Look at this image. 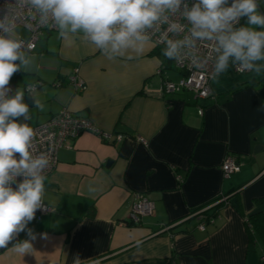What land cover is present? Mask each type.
Returning <instances> with one entry per match:
<instances>
[{"label":"crops","instance_id":"0c3cea01","mask_svg":"<svg viewBox=\"0 0 264 264\" xmlns=\"http://www.w3.org/2000/svg\"><path fill=\"white\" fill-rule=\"evenodd\" d=\"M154 50L149 42L133 60H109L82 33L68 43L54 30L26 52L31 63L13 74L8 96L25 92L29 126L68 108L122 140L85 131L58 151L43 196L51 211L27 225L37 235L32 248L21 255L10 244L0 249V264H73L77 256L82 264H264V242H251L245 223L264 199V71L240 73L230 64L212 79L207 98L162 91V77L180 74ZM75 68L82 91L69 83ZM227 155L240 163L230 178L221 168ZM136 193L154 202L138 223L130 220ZM220 202L206 221L204 212ZM25 239L21 232L13 243Z\"/></svg>","mask_w":264,"mask_h":264},{"label":"clouds","instance_id":"9594fccd","mask_svg":"<svg viewBox=\"0 0 264 264\" xmlns=\"http://www.w3.org/2000/svg\"><path fill=\"white\" fill-rule=\"evenodd\" d=\"M17 4L26 6L39 24L55 27L68 43L82 33L109 60L137 58L152 33L160 32L165 58L178 63L188 59L198 69L212 62V78L226 72L230 64L239 71H264V63H258L264 61V12L258 10V0H194L191 6L188 0H17ZM241 18H246V24L237 26ZM164 25L167 28L161 32ZM15 27L9 13L0 18V249L12 244L15 252L24 255L37 238L27 225L37 210H46L44 172L49 158L30 151L36 133L27 123L32 116L25 92L19 88L8 96L13 74L31 63ZM185 29L182 38H169V33L177 36ZM201 42H211L209 55L199 54ZM33 105L44 108L34 98ZM20 117L26 122H17ZM21 232L28 239L13 243ZM73 264L82 261L77 256Z\"/></svg>","mask_w":264,"mask_h":264},{"label":"built area","instance_id":"2783aa9c","mask_svg":"<svg viewBox=\"0 0 264 264\" xmlns=\"http://www.w3.org/2000/svg\"><path fill=\"white\" fill-rule=\"evenodd\" d=\"M264 0H258L260 2ZM190 6L194 3V0H188ZM262 12V8L259 6L258 9ZM6 13H9V19H15L16 27L15 29H24L27 31V36H16L24 45L23 50L26 52H33L36 49V44L44 32H50L57 30L55 27L44 26L38 23L37 19H32L29 10L26 6H20L17 4V0H0V18H2ZM244 18L240 19L239 25L242 24ZM180 23L187 24L183 19H180ZM167 28L166 25L161 27V32ZM187 34V30L174 36L169 33V38L177 39L182 38ZM155 48H164L165 45L160 40V32L152 33V39L150 41ZM31 46V47H29ZM199 54L201 56H207L211 52L212 44L211 42H201L198 45ZM172 68L180 74V78L177 81H172L169 78L161 79V90L168 92H181V91H192L195 93L196 97L207 98L212 96V90L210 82L212 81V62H209L206 68L198 69L196 68L188 59L183 62H176L172 60ZM164 67L158 71L159 74H164ZM234 71H239L236 66H234ZM69 83L76 89V91H82L86 88L85 81L79 77L78 69H74V73L69 77ZM40 83L30 84L26 86V90L29 91V86L35 89ZM12 89L11 86H7ZM10 91L8 95L11 93ZM202 113V110H199ZM34 129L36 135L32 141V148L30 151L34 156H38L44 153L49 158V166L45 169V177L49 175L57 165L58 162V151L62 147H68L70 141L78 137L81 133L88 131L98 134L102 140L106 142H111L112 140L121 141L122 136L116 135L113 137L108 133H101L93 123L86 117L80 116L78 114L72 113L68 108H63L54 115H52L46 121L30 126ZM140 141L145 142L144 139L139 138ZM18 158V154H17ZM223 175L226 178H230L233 173L240 171V163L233 156L227 155L224 162L221 165ZM18 181L22 178H17ZM15 189V184L12 185ZM46 210H37L35 213V218L33 221H39L43 215L49 213L51 208L45 204ZM154 209V202L149 199L143 193H136L134 195L132 209L130 213V220L134 223H138L143 217L151 214ZM205 222L200 223V228L204 229Z\"/></svg>","mask_w":264,"mask_h":264},{"label":"trees","instance_id":"16d2710c","mask_svg":"<svg viewBox=\"0 0 264 264\" xmlns=\"http://www.w3.org/2000/svg\"><path fill=\"white\" fill-rule=\"evenodd\" d=\"M162 50H163V48L157 47V48H155L153 53L158 58L161 59L162 64L164 65V67L166 69H172V60H168L167 58H165L162 55ZM238 89L239 88L233 89L232 91H230V94L236 92ZM218 198H220V197H218ZM218 198H216V200ZM255 202L257 204L256 208L246 215V218H245L246 229L248 231L249 238H250L251 242H253L254 240H261L262 242H264V209H261L258 207L260 203L264 202V199H256ZM222 203H224V202H222ZM220 206H221V202L212 206L211 214H209L208 211H205L204 212V215H206L205 220L209 221L211 218L217 216L218 215V208ZM199 215H201V214H199ZM205 220L203 219L204 222H205Z\"/></svg>","mask_w":264,"mask_h":264},{"label":"rangeland","instance_id":"374dc122","mask_svg":"<svg viewBox=\"0 0 264 264\" xmlns=\"http://www.w3.org/2000/svg\"><path fill=\"white\" fill-rule=\"evenodd\" d=\"M261 6L264 7V1L260 2Z\"/></svg>","mask_w":264,"mask_h":264},{"label":"water","instance_id":"95a60500","mask_svg":"<svg viewBox=\"0 0 264 264\" xmlns=\"http://www.w3.org/2000/svg\"><path fill=\"white\" fill-rule=\"evenodd\" d=\"M108 164H110V161H108Z\"/></svg>","mask_w":264,"mask_h":264}]
</instances>
